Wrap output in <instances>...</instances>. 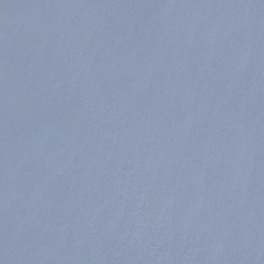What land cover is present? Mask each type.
<instances>
[{"label": "water", "instance_id": "obj_1", "mask_svg": "<svg viewBox=\"0 0 264 264\" xmlns=\"http://www.w3.org/2000/svg\"><path fill=\"white\" fill-rule=\"evenodd\" d=\"M0 264H264V0H0Z\"/></svg>", "mask_w": 264, "mask_h": 264}]
</instances>
